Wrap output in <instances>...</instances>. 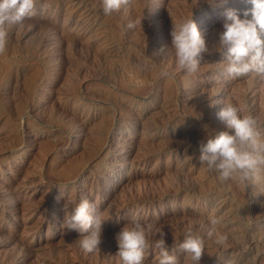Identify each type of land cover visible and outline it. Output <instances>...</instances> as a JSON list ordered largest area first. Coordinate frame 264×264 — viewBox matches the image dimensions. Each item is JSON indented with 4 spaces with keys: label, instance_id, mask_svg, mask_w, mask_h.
Instances as JSON below:
<instances>
[{
    "label": "rangeland",
    "instance_id": "374dc122",
    "mask_svg": "<svg viewBox=\"0 0 264 264\" xmlns=\"http://www.w3.org/2000/svg\"><path fill=\"white\" fill-rule=\"evenodd\" d=\"M247 8L132 0L105 15L101 0H35L34 16L5 25L0 264H122L115 235L133 216L153 225L144 264H158L161 231L178 264H190L179 249L190 226L204 237L200 264L257 254L264 264V166L245 185L198 159L199 142L223 130V103L255 117L264 139V77L228 76L226 50L214 51L225 12ZM191 14L209 52L189 75L176 69L170 29ZM84 199L108 219L93 252L62 226L64 204Z\"/></svg>",
    "mask_w": 264,
    "mask_h": 264
},
{
    "label": "clouds",
    "instance_id": "9594fccd",
    "mask_svg": "<svg viewBox=\"0 0 264 264\" xmlns=\"http://www.w3.org/2000/svg\"><path fill=\"white\" fill-rule=\"evenodd\" d=\"M213 10L224 8L228 0H204ZM251 8L243 11V17L236 9H228L219 32V40L214 51L227 52L224 72L231 77L256 74L264 77V0H245ZM132 3V0H101L105 15L119 12ZM44 8L47 5L42 6ZM35 15V0H0V52L4 50L5 25L20 24ZM250 17V18H249ZM130 22L128 28H134ZM171 50L174 52L177 71L189 75L198 70L201 59L209 52L206 40L197 23L191 16L179 22L172 21L170 29ZM161 78H173L174 73L161 69ZM223 124V130L199 142V162L209 171H215L223 180L239 179L247 184L257 170L264 166V139L258 132V122L252 115H244L243 109L231 103H223L216 113ZM202 118L200 114L199 118ZM74 205L71 211L68 204L63 206L62 226L66 231L79 233V242L85 252L99 249L106 220L100 213L93 214V206L87 199ZM209 223L215 229L221 220L209 216ZM153 228L152 223L139 216H133L115 235L117 255L122 264H144L146 250L149 247L147 233ZM222 237L220 242L223 243ZM159 249L158 264H178L177 257L169 253V246L163 231L155 241ZM179 249L190 264H200L205 253L204 237L193 227L183 233ZM259 254L249 264H257ZM227 264H237L228 261Z\"/></svg>",
    "mask_w": 264,
    "mask_h": 264
},
{
    "label": "bare ground",
    "instance_id": "6f19581e",
    "mask_svg": "<svg viewBox=\"0 0 264 264\" xmlns=\"http://www.w3.org/2000/svg\"><path fill=\"white\" fill-rule=\"evenodd\" d=\"M108 141V140H107ZM107 144V143H106Z\"/></svg>",
    "mask_w": 264,
    "mask_h": 264
}]
</instances>
